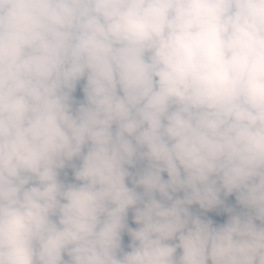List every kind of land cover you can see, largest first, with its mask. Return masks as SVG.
<instances>
[{
  "label": "clouds",
  "instance_id": "obj_1",
  "mask_svg": "<svg viewBox=\"0 0 264 264\" xmlns=\"http://www.w3.org/2000/svg\"><path fill=\"white\" fill-rule=\"evenodd\" d=\"M0 264H264V0H0Z\"/></svg>",
  "mask_w": 264,
  "mask_h": 264
},
{
  "label": "rangeland",
  "instance_id": "obj_2",
  "mask_svg": "<svg viewBox=\"0 0 264 264\" xmlns=\"http://www.w3.org/2000/svg\"><path fill=\"white\" fill-rule=\"evenodd\" d=\"M76 96H77L78 98H81V99H82V93H80L79 88L77 89ZM229 203H233V204H234V197H233V200L230 201ZM193 209L195 210V209H196V206H193ZM224 219H226V216H224L223 214H221V215L217 216L216 219H215L214 221L217 222V223H222V222L224 221ZM129 225H130L131 227H135V225L132 224V222H131V212L129 213ZM124 242H125V245H126L127 242H128V238H127L126 235H125V237H124Z\"/></svg>",
  "mask_w": 264,
  "mask_h": 264
},
{
  "label": "trees",
  "instance_id": "obj_3",
  "mask_svg": "<svg viewBox=\"0 0 264 264\" xmlns=\"http://www.w3.org/2000/svg\"><path fill=\"white\" fill-rule=\"evenodd\" d=\"M232 200H233V197H229V198H228V202H230V201H232ZM207 215H208L210 218H212L213 220H215L216 217H217V215H216L215 212H209V213H207Z\"/></svg>",
  "mask_w": 264,
  "mask_h": 264
}]
</instances>
